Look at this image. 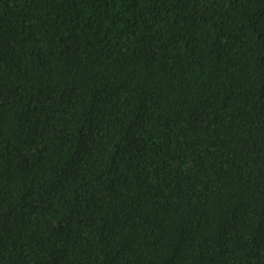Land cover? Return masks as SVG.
I'll return each mask as SVG.
<instances>
[{"label": "trees", "instance_id": "obj_1", "mask_svg": "<svg viewBox=\"0 0 264 264\" xmlns=\"http://www.w3.org/2000/svg\"><path fill=\"white\" fill-rule=\"evenodd\" d=\"M0 264H264V0H0Z\"/></svg>", "mask_w": 264, "mask_h": 264}]
</instances>
